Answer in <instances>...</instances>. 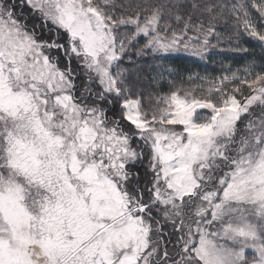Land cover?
<instances>
[{
    "label": "snow or ice",
    "instance_id": "snow-or-ice-1",
    "mask_svg": "<svg viewBox=\"0 0 264 264\" xmlns=\"http://www.w3.org/2000/svg\"><path fill=\"white\" fill-rule=\"evenodd\" d=\"M221 23L264 48V0H0V264H264V67L123 66Z\"/></svg>",
    "mask_w": 264,
    "mask_h": 264
},
{
    "label": "trees",
    "instance_id": "trees-1",
    "mask_svg": "<svg viewBox=\"0 0 264 264\" xmlns=\"http://www.w3.org/2000/svg\"><path fill=\"white\" fill-rule=\"evenodd\" d=\"M217 28L221 34L219 47L214 48L211 52L212 54L204 59V63L192 61L193 67L179 60L178 62L180 63L176 66L179 71V76L184 79L189 76H195L196 74H199L201 77L212 76L214 74L220 76L225 73L230 74L231 70H239L237 74L240 75L243 73L244 68L249 65L254 64L257 71L260 70L261 67H264V49L260 50L255 44L256 42L242 37L239 39V47L245 48L247 51H234L233 49L237 44L235 38L231 35V26L221 23ZM225 50L227 53H219V51ZM178 58L179 57H176L175 59ZM153 79L154 80H150L149 77H143L147 85H156L158 78L154 77Z\"/></svg>",
    "mask_w": 264,
    "mask_h": 264
},
{
    "label": "rangeland",
    "instance_id": "rangeland-1",
    "mask_svg": "<svg viewBox=\"0 0 264 264\" xmlns=\"http://www.w3.org/2000/svg\"><path fill=\"white\" fill-rule=\"evenodd\" d=\"M218 26V25H217ZM211 42L213 44H217V47H219L220 43L217 41L215 37L211 38ZM257 46L258 44L255 43ZM259 47V46H258ZM259 49H264L259 47ZM214 50L210 49L209 52L205 55L203 59L197 56H192L186 53H173L166 56H145L142 58H138L134 65H128L127 62L123 65L124 67H131L132 68V77L131 82L132 84L137 88L138 91H141L144 93L145 97H148L149 95L155 96L157 93L163 94L168 91V89L172 86L169 81L173 78H176V74H179V71L177 69V65L180 63L179 60L184 61V64L189 65L190 67H193L192 61H197L200 63H204V59L208 57V55L212 54L211 52ZM219 53H227L225 51H219ZM176 57H179L178 59H175ZM169 69L172 70V75H169ZM259 71V70H258ZM230 72H238L236 70H231ZM231 74V73H230ZM149 77L150 80H154L153 78L157 77L158 82L156 85H147L145 84L146 80H143V77ZM153 76V77H152ZM218 74H214L212 76H206L210 78L218 77ZM188 79H184L183 86L184 87H191L192 85L187 82ZM177 85L180 84V80L176 79ZM199 83V81H197ZM147 102V101H146Z\"/></svg>",
    "mask_w": 264,
    "mask_h": 264
}]
</instances>
